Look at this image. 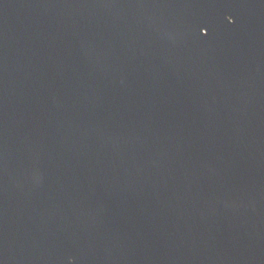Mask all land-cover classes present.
Returning a JSON list of instances; mask_svg holds the SVG:
<instances>
[{
	"label": "water",
	"instance_id": "water-1",
	"mask_svg": "<svg viewBox=\"0 0 264 264\" xmlns=\"http://www.w3.org/2000/svg\"><path fill=\"white\" fill-rule=\"evenodd\" d=\"M0 264H264V0H0Z\"/></svg>",
	"mask_w": 264,
	"mask_h": 264
}]
</instances>
